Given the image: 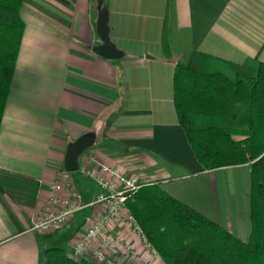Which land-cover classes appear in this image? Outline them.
I'll return each instance as SVG.
<instances>
[{"label":"crops","instance_id":"crops-1","mask_svg":"<svg viewBox=\"0 0 264 264\" xmlns=\"http://www.w3.org/2000/svg\"><path fill=\"white\" fill-rule=\"evenodd\" d=\"M106 5L110 41L123 53L118 61L91 51L100 45L96 0L23 2L24 34L0 126V264H42L50 248L71 253L101 214L99 206H87L58 232L31 230L45 214L49 184L63 168L67 145L88 132L101 143L80 157V167L159 184L240 240L250 237V167L201 168L177 123L172 78L190 52L218 60L227 74V63L264 64V0ZM164 24L170 55L162 47ZM85 177L97 187L94 194L72 176L86 206L100 187ZM113 233L144 264H164L129 228ZM85 262L99 264L90 257Z\"/></svg>","mask_w":264,"mask_h":264},{"label":"trees","instance_id":"trees-1","mask_svg":"<svg viewBox=\"0 0 264 264\" xmlns=\"http://www.w3.org/2000/svg\"><path fill=\"white\" fill-rule=\"evenodd\" d=\"M24 0H0V126L22 44ZM164 24L162 47L170 55ZM222 64L190 52L175 65L177 123L204 171L248 165L250 237L242 241L159 184H143L127 205L164 264H264V64ZM47 249L42 264H87Z\"/></svg>","mask_w":264,"mask_h":264},{"label":"built area","instance_id":"built-area-1","mask_svg":"<svg viewBox=\"0 0 264 264\" xmlns=\"http://www.w3.org/2000/svg\"><path fill=\"white\" fill-rule=\"evenodd\" d=\"M78 171L84 176L93 178L99 185L100 193L95 201L85 206L71 173L61 168L49 184L50 195L45 204V214L40 220L33 222L31 230L40 234L58 232L83 208L99 206L101 214L85 230L72 252L67 254L68 258L80 261L91 254V257L99 263L107 260V264H112V260L122 262L129 259L144 264L136 257L131 245L113 233L125 227L136 234L157 256L126 206L140 189L141 183L135 178H126L107 168H102V173H98L79 165Z\"/></svg>","mask_w":264,"mask_h":264},{"label":"water","instance_id":"water-1","mask_svg":"<svg viewBox=\"0 0 264 264\" xmlns=\"http://www.w3.org/2000/svg\"><path fill=\"white\" fill-rule=\"evenodd\" d=\"M97 21L96 35L100 41V45L91 48V51L98 57L108 61H118L123 58V53L120 52L109 38L108 26V8L106 0H96ZM96 135L88 132L80 136L74 142L67 145L64 159L63 169L68 173H75L79 168L80 157L90 150L95 143Z\"/></svg>","mask_w":264,"mask_h":264},{"label":"rangeland","instance_id":"rangeland-1","mask_svg":"<svg viewBox=\"0 0 264 264\" xmlns=\"http://www.w3.org/2000/svg\"><path fill=\"white\" fill-rule=\"evenodd\" d=\"M101 138L102 137H99L98 139H96V141H95V147H97L100 143H101ZM113 172H116V171H113ZM118 173V172H117ZM119 174H121V173H119ZM240 174H242V173H240ZM71 175L78 181V179H80V182H82V183H80L81 185L83 184V182H84V184H85V186L88 188V190H89V192H91L92 194H94V192H95V190H96V186H95V184L92 182V181H90V179L89 178H86L85 176H82V175H80V174H78L77 172H75V173H71ZM122 175V174H121ZM124 177H126V178H135V177H128V176H125V175H123ZM83 178V179H82ZM243 177L241 176L240 177V180H241V182L243 181V179H242ZM138 182H139V180L137 179V178H135ZM245 179L247 180L248 179V181H249V176L248 175H246L245 174ZM246 180H245V182H246ZM140 183V182H139ZM83 184V185H84ZM143 184H141V186H142ZM128 203V202H127ZM127 207H128V205H126ZM152 248V247H151ZM153 249V248H152ZM154 250V249H153ZM158 256V255H157ZM88 257H90L92 260H94L92 257H91V254H89L88 255ZM81 261H85V259H81ZM95 261V260H94ZM107 261V260H106ZM106 261H104V262H97V263H99V264H107V262ZM96 262V261H95Z\"/></svg>","mask_w":264,"mask_h":264}]
</instances>
